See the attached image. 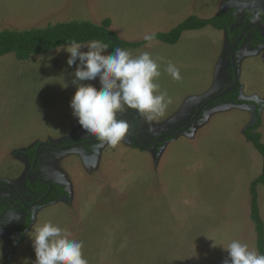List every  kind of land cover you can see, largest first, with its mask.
Masks as SVG:
<instances>
[{
	"label": "rangeland",
	"instance_id": "rangeland-1",
	"mask_svg": "<svg viewBox=\"0 0 264 264\" xmlns=\"http://www.w3.org/2000/svg\"><path fill=\"white\" fill-rule=\"evenodd\" d=\"M230 1L235 2L239 9L232 7L238 11L256 8L264 14V0ZM193 2L197 11L207 9L202 0H0V30L45 28L75 20L100 24L110 19L112 30L126 41L137 42L144 40L145 34L170 32L176 27L173 18L183 22L186 15L194 14L182 7H194ZM214 2L222 7L219 11L229 9V0ZM176 8L181 12L175 17H159L163 11ZM219 14L222 12L213 17ZM178 45L183 51V42ZM230 45L232 55L234 44ZM176 49L159 41L125 49L133 56L148 52L157 61L161 72L156 81L159 90L167 91L173 100L163 117L150 122L142 117L137 131L139 147L132 137L136 117L129 114L122 118L129 126L128 132L116 147L99 144L89 149H42L39 168L32 176L47 181L46 177L67 180L69 175L70 188L60 184L68 195L55 203L31 208L32 225L23 235L25 210L0 214V264H6L7 257L10 264H35L29 233L34 226L46 222L66 229L72 239L82 241L88 264H224L228 258L225 249L233 240L258 252L251 220L250 186L262 174L263 158L243 134L256 117L232 112L204 117L210 107L209 111H217L215 105L207 107L194 123L196 110L188 117L178 116L176 110L168 113L176 104V94L180 92L177 87L187 85L191 74L190 57L188 61L182 59ZM113 52L108 50L105 54ZM69 55L54 50L34 56L23 66L31 68L34 61L33 65L42 69L29 77H18L20 83L14 87L0 77V181L10 185L30 205L37 202L26 185L31 170L26 152L31 147L37 143L96 141L83 132L72 114L70 102L76 87L71 81L76 65H67ZM4 57L19 61L13 54L0 58ZM237 60L239 82L246 86L247 94L257 93L260 97L263 126L259 132L264 143V43L255 47L248 36ZM169 61L180 70L181 80H173L164 70ZM255 66L259 67L258 72ZM226 78L225 86L232 85L231 71ZM84 83L100 88L98 81ZM202 105L201 102L197 106ZM188 125L191 126L185 132L173 140L166 139L157 149L156 139ZM169 142L173 143L160 158L161 149ZM145 162L150 163L151 172L148 167L143 170ZM68 163L74 168L64 166ZM83 166L87 173L82 175ZM258 193L264 221L263 185L258 186ZM0 194L5 199L13 198L5 187L0 188Z\"/></svg>",
	"mask_w": 264,
	"mask_h": 264
},
{
	"label": "clouds",
	"instance_id": "clouds-1",
	"mask_svg": "<svg viewBox=\"0 0 264 264\" xmlns=\"http://www.w3.org/2000/svg\"><path fill=\"white\" fill-rule=\"evenodd\" d=\"M143 39L150 46L155 34H145ZM108 48L107 43L96 39L86 44L73 40L56 46L55 52L70 54L67 65H76L71 81L76 92L70 102L74 118L86 135L94 137L101 145L116 147L129 128L118 115L136 110L146 121H154L165 115L173 100L167 91L159 90L156 81L161 76L160 65L148 52L133 56L128 50L116 47L113 53L106 55ZM164 70L173 80L182 79L180 70L171 61ZM87 81H98L100 88L84 83ZM64 87H68L65 82ZM30 233L35 264H88L83 256V242L72 239V233L66 229L46 222L34 226ZM225 250L228 258L224 264H264V255L250 249L246 243L233 240Z\"/></svg>",
	"mask_w": 264,
	"mask_h": 264
},
{
	"label": "trees",
	"instance_id": "trees-1",
	"mask_svg": "<svg viewBox=\"0 0 264 264\" xmlns=\"http://www.w3.org/2000/svg\"><path fill=\"white\" fill-rule=\"evenodd\" d=\"M255 11L258 10L253 9L238 11L236 8L230 7L224 13L219 14L211 19H204L197 15H191L170 32L156 33L155 39L153 41L175 45L182 39L185 32L198 31L207 27H212L219 31H225L228 36V41L231 44H235L247 27H249L251 24L255 17ZM258 12L260 13L262 22L264 23V14L260 11ZM250 35L253 39V45L255 47L263 44V34L258 29L253 28L246 34L240 43L238 52L241 50L245 40ZM93 39L107 43L109 45L108 50L111 51H114L116 47H120L124 50L137 49L149 44V42H146L145 40L137 42H129L124 40L117 32L112 30V21L110 19H105L100 24H96L92 21L75 20L65 23L50 24L45 28H32L28 30H0V57L13 54L17 60L26 62L31 60L34 56L45 55L54 51L55 47L58 45L67 44L73 40L81 44H86L88 41ZM230 71L233 85L237 83L236 88L217 100H212V98L209 99L206 101V103H208L207 107L211 105L221 106L229 104H242L240 101L242 85L236 78L232 64ZM199 108L196 109L195 113ZM255 115V123L247 127L243 134L246 140L253 144V146L263 158L262 174L252 182L250 186V195L251 219L255 225V231L257 234V249L261 255H264V221L260 215L258 193V186H264V143L263 135L259 132V129H261L263 126V119L261 115V108L257 104H255ZM118 117L122 116L118 115ZM176 137L177 136H170L167 138V140H173ZM40 144L41 143L35 144L26 152L28 160L31 163V167L34 164L37 149ZM81 144L82 143L78 142L77 140H73L72 142L62 143L54 149L69 150L80 147ZM99 144L100 143L96 140L93 141L92 144L81 146L85 149H89L91 146ZM163 144L164 143L158 144L157 149L161 148ZM38 168L39 164L36 170ZM50 184L51 182H31V180L28 178L26 180L27 187L34 192L37 201L41 200L48 194L50 190ZM52 186V192L42 204L43 206L55 203L62 197L68 195V191L64 186L56 183H52ZM4 187L13 194V198L5 199L0 194V214H3L9 210H25L26 217L23 225L21 226V233L23 235L32 225L33 214L29 208L25 207V204H30L26 203L21 194L15 191V189H13L10 185L0 181V188ZM6 264H10L9 257L6 258Z\"/></svg>",
	"mask_w": 264,
	"mask_h": 264
},
{
	"label": "crops",
	"instance_id": "crops-1",
	"mask_svg": "<svg viewBox=\"0 0 264 264\" xmlns=\"http://www.w3.org/2000/svg\"><path fill=\"white\" fill-rule=\"evenodd\" d=\"M202 3H205V7L207 9L199 8V10L197 11L196 10L197 7H195V2H193L194 7H190L189 5H185V4H182V7H184V9L188 12L191 11L190 13H194L193 15H197L205 19H209L213 17L215 13H221V12L223 13L226 11V10L219 11V9H222V7L220 8V5L216 4L214 0H202ZM234 3L235 2H231L229 0V2H227L228 5L227 8L232 7V5H235L237 7V5ZM244 8L247 9V7ZM179 9L180 8H176L175 10H168L167 12L163 11L162 14L159 15V17H163L166 20L171 19L172 17H175L181 12V10ZM210 9H213V11L211 12ZM237 9L239 8L237 7ZM253 9L254 8H251L250 10ZM188 17L189 16L186 15L184 20ZM173 19H175V21L172 23L173 25L177 26L182 22L178 18L177 19L173 18ZM181 40L182 41H180L179 43L183 42L182 45L183 51L180 50L181 47L178 45L179 43L173 46H176L177 49L175 51L179 55H181L180 57L182 59H186L188 61L189 60L188 57H190L189 67L191 74L189 76L187 85L184 86L183 84H181L180 86L177 87V89L180 92L179 94H176L177 97L176 104L170 107L168 113L170 112L174 113L176 110V112L179 113L178 116L180 115V117H188L189 115L193 114L194 111L198 108L197 106L198 104H200L201 102L205 103L215 95L221 93L222 91L228 89L231 86V85L225 86V82H227L226 75L228 76L231 68V50H230L231 45L224 31H219L212 27H207L198 31L185 32ZM5 58L6 57L2 59L0 58V69H2L0 71V77L4 79V81L7 84H9L11 87H14L20 83V81L17 80L18 77H23V76L29 77L31 76V73H35V71L42 69V68H38V66H34L33 65L34 61L30 63L31 68H27L24 67L23 64L28 62H20L19 64L18 63L19 61L17 62L11 59L6 60ZM15 66L18 68L17 70H15ZM48 68H54V67H48ZM254 68L258 72L259 67L255 66ZM7 72H12L13 75H7L6 74ZM240 72H241V68H240ZM239 76L240 73L238 72V79ZM166 88L170 89L173 88V86H167ZM246 91L247 88L245 85H243L240 95V101L242 102V104L216 106L214 109H217V111L215 112L214 111L211 112L212 110L209 111V109L211 108L210 107L206 111L207 113L204 115V117L230 115L231 112L233 115L237 113H241L243 117H256L255 104L260 105L259 102L260 97L257 96V93H255V95L252 94L250 96L249 94L246 93ZM254 91L256 92V89ZM130 111H135V110H127L125 113H130ZM128 115L129 114H127L126 116ZM172 143L173 142H169L168 145H166L164 148L161 149L160 158L161 156H163L164 152L168 149L169 145H171ZM170 150L172 151L173 148ZM64 166L74 168L70 163ZM61 167L62 166H59L60 170ZM146 167H148L149 171L151 172L150 163L145 162L143 164L144 171ZM84 171L86 172L85 166L82 167V171H81L82 175ZM45 177L46 176H44V178ZM46 178H48L49 182L51 181L56 184L65 185L68 187V189L70 188V183L72 184L69 175L67 176V180L65 178H61L57 180L50 177H46Z\"/></svg>",
	"mask_w": 264,
	"mask_h": 264
},
{
	"label": "water",
	"instance_id": "water-1",
	"mask_svg": "<svg viewBox=\"0 0 264 264\" xmlns=\"http://www.w3.org/2000/svg\"><path fill=\"white\" fill-rule=\"evenodd\" d=\"M253 28L258 29L263 34V36H264V24L262 22L261 16H260V14H259L258 11H255V17H254V19L252 20V22L249 25V27H247V29L244 31V33L240 36V38L238 39V41L234 44V47H233V50H232L231 62H232V67H233L234 72L236 74L237 80H238V72H239V70H238V60H237L238 47H239L240 43L242 42V40L244 39V37L246 36V34L249 31H251ZM263 43H264V41H263ZM236 86H237V83H235L234 85L232 84L228 89H226V90L222 91L221 93H219V94L215 95L214 97H212V100H217L220 97L226 95L231 90H233L234 88H236ZM207 105H208V103H204V105H202L198 109V111L195 113V115L193 117V123H194V121L196 119H198L202 115V113L206 109ZM127 114H132V115H134L136 117L137 123H136V125H135V127L133 129L132 137H133V141H134L135 145L137 147H139V144L137 142V131H138L139 124H140V122L142 120V116L140 114H138L136 111H130V113H123V114H121L122 117H118V119H122L123 116L124 115H127ZM191 125L186 126L184 129H179V130L171 131V132H169L167 134H164V135L160 136L158 139H156L155 145H158L160 143H164L166 141V139L169 138L170 136H178V135H180L181 133L185 132L187 130V128L189 126H191ZM92 142L93 141L84 142L81 145L92 144ZM81 145H80V147H82ZM46 146L47 147H50V148H55L58 145L52 144V143H50V144H44V143H42V144L39 145V147L37 149V154H36V158H35L34 164L32 165L31 170L28 173V177H27L28 179L31 180V182H45V183H48V181H43L42 179L34 178L32 176L33 171L37 168V166L39 164L40 153H41L42 149L44 147H46ZM52 189H53V186H52V183H51L50 184V190H49L48 194L44 198H42L41 200H39L37 202H34L32 205L25 204V207L31 209L33 207L41 206L45 202V200L48 198V196L51 194Z\"/></svg>",
	"mask_w": 264,
	"mask_h": 264
},
{
	"label": "flooded vegetation",
	"instance_id": "flooded-vegetation-1",
	"mask_svg": "<svg viewBox=\"0 0 264 264\" xmlns=\"http://www.w3.org/2000/svg\"><path fill=\"white\" fill-rule=\"evenodd\" d=\"M157 146V145H156ZM149 148V147H148Z\"/></svg>",
	"mask_w": 264,
	"mask_h": 264
}]
</instances>
